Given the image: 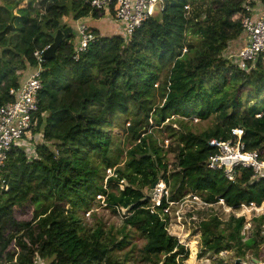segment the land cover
Masks as SVG:
<instances>
[{
  "label": "trees",
  "instance_id": "obj_1",
  "mask_svg": "<svg viewBox=\"0 0 264 264\" xmlns=\"http://www.w3.org/2000/svg\"><path fill=\"white\" fill-rule=\"evenodd\" d=\"M1 1L0 106L35 70L33 53L52 44V33L64 37L43 63L28 145L35 155L13 147L0 171V264H184L189 251L167 232L168 204L152 208L145 193L155 181L172 203L188 195L232 211L264 203V176L238 169L229 181L207 168L217 154L208 142L236 141L234 129L264 162V61L244 71L223 58L239 45L244 6L264 10V0H163L128 39L92 29L95 42L77 60V35L63 19L91 12L82 1L29 0L21 8L24 0ZM185 120L211 125L199 132ZM155 134H167L165 149ZM97 196L113 213L130 207L118 231L82 225L78 213ZM263 223L253 219L244 240V217L210 216L199 223L200 256L234 252L241 260L251 252L263 263ZM133 233L145 241L139 258L131 250L119 259Z\"/></svg>",
  "mask_w": 264,
  "mask_h": 264
},
{
  "label": "built area",
  "instance_id": "obj_2",
  "mask_svg": "<svg viewBox=\"0 0 264 264\" xmlns=\"http://www.w3.org/2000/svg\"><path fill=\"white\" fill-rule=\"evenodd\" d=\"M89 7L90 11H102L112 13L113 19L121 26L122 36L130 38L148 19L152 17V11L158 8L163 9V0H79ZM245 14L241 18L242 32L240 40L243 47L237 51V55L227 51L223 58L234 64L241 70L246 71L249 66L258 60L264 61V10L256 5L251 8L245 5ZM77 44L74 49V60L83 53L87 47L95 42V35L84 22L76 24ZM49 46L42 50H36L33 57L36 67L33 73L18 88L10 89L8 96L12 101H8L0 106V171L4 168L8 154L13 147H23L29 156L34 150L28 148L30 143V133L33 129V117L39 111L38 96L42 89L41 73L43 71L44 52ZM236 54V53H235ZM243 131L234 129L231 135L236 141L220 142L211 139L208 144L217 149V154L210 156L207 160V168L215 171H223L224 177L233 181L238 169H252L254 177L261 176L264 163L258 160L255 152H246L241 142ZM37 141V140H36ZM38 142V141H37ZM163 186V187H161ZM157 193V201L152 207H159L161 200L167 201L168 191L166 185L159 183L152 189ZM254 206V205H251ZM256 207V206H254ZM167 210H164L166 213ZM224 253H219L215 258L222 257ZM41 260H36L34 264H40ZM250 259L248 263L241 260L240 264H253ZM223 264H228L224 263Z\"/></svg>",
  "mask_w": 264,
  "mask_h": 264
},
{
  "label": "rangeland",
  "instance_id": "obj_3",
  "mask_svg": "<svg viewBox=\"0 0 264 264\" xmlns=\"http://www.w3.org/2000/svg\"><path fill=\"white\" fill-rule=\"evenodd\" d=\"M27 2H29V0H24V2L21 3L20 8L26 7L28 4ZM39 3L38 2L35 3L34 6L38 7ZM257 5L260 7L262 6L259 3ZM16 11L17 10L14 9L13 13H16ZM156 14L157 13H152V17L156 16ZM63 22L68 25L67 21L66 22L63 21ZM120 35H122V32H120ZM241 44H242L241 47L239 45H234L233 47L232 45V47L230 48L231 51L229 49L230 53L234 54V56L237 55V51L243 47V43ZM185 123H187V125H191L193 129H195V131H199V132H201L202 130L206 129L211 125L209 121L198 122L197 120H192V121L185 120ZM113 133L116 134L118 133V131L114 130ZM155 135L159 140L158 145L163 147V149H165V147L168 145V142L170 141L167 137V134H163V135L155 134ZM41 142L42 141L40 140L37 143H41ZM29 158H31V155L29 156ZM166 159L169 165V169L172 170L174 168L173 157L171 155H167ZM262 170L264 171V167L262 168ZM114 171H115L114 169L106 170L107 177L112 176ZM105 182H106V178L104 179L103 182L104 185H106ZM159 183L162 185L161 181H157L156 185H158ZM118 189L122 190L123 186L119 185ZM111 190L113 191L114 189L111 188ZM145 193L147 196L150 197L151 205H155L157 201V193L154 190L152 191V188H151V192L145 191ZM104 200H105L104 197L97 196L95 200L91 202L90 210L88 211L81 210L78 213V217L86 230L93 229L97 226H102L105 231L112 229L113 232H116L122 226L123 216L127 211L119 210L118 212L113 213L106 206ZM166 210L167 212L165 214L168 216L167 225H166L167 232L172 237H175L178 243L180 245H183L189 251L188 258L183 262L184 264H218L220 260H222L224 263L235 264L236 259H238L234 257L233 254L234 252H222L224 253V255L218 258H215L214 255L211 254L200 256L201 231L199 229V223L201 221L208 220L210 216H216L220 221H225L228 219V217L231 214H234L235 217H244L245 233L243 232V235L245 236L244 240H246L247 236L250 233V229L253 225V219L264 217V203L259 207L248 206V207H242L237 211H232L231 209L226 208L221 202L208 205L203 203L200 200V198L194 197L192 195L185 196L179 202L169 203L168 208ZM261 228H262L261 235L262 237H264V223ZM117 239L120 238L118 237ZM128 240L129 243L127 244V246H125L122 251L117 252V254L115 252V255L120 259L126 252L132 250L133 259H138L140 255L139 251L145 243L144 239H142V237L138 233H133L131 235V238ZM250 259H251V252L247 253L245 257L241 260H243V262L248 263ZM40 264H49V261H43ZM127 264H134V263H132V260H129ZM258 264H264V262Z\"/></svg>",
  "mask_w": 264,
  "mask_h": 264
},
{
  "label": "crops",
  "instance_id": "obj_4",
  "mask_svg": "<svg viewBox=\"0 0 264 264\" xmlns=\"http://www.w3.org/2000/svg\"><path fill=\"white\" fill-rule=\"evenodd\" d=\"M1 3L2 1L0 0V5ZM152 13H159V10L154 9ZM63 21L65 22L67 21V23L70 24V27L74 30L75 35H76L75 28L78 22L86 23L90 28V30L96 29L102 36H111L114 34H120L121 32V26L114 21L112 13H103V16L101 18H94L92 16V12H88L85 16L80 17L75 21L72 19L71 16L64 18ZM241 43H242L241 40H239L240 47L242 45ZM231 47L232 46H230V48Z\"/></svg>",
  "mask_w": 264,
  "mask_h": 264
},
{
  "label": "water",
  "instance_id": "obj_5",
  "mask_svg": "<svg viewBox=\"0 0 264 264\" xmlns=\"http://www.w3.org/2000/svg\"><path fill=\"white\" fill-rule=\"evenodd\" d=\"M50 37L53 39V42L48 47V49L44 52V56L43 57H44V60H46V61L53 60L56 57V51L59 49L61 41H62V38L64 37V35H63V33L60 30H58L55 33H52L50 35ZM149 156H152V154L149 153ZM260 175L264 176V171L263 170H261ZM156 184H157V181H155L152 184L151 188L153 189ZM129 209H130V207L127 208L125 211H128ZM244 231H245V229H244ZM253 261L258 264V261H256V260H253ZM235 264H240V259H237Z\"/></svg>",
  "mask_w": 264,
  "mask_h": 264
},
{
  "label": "clouds",
  "instance_id": "obj_6",
  "mask_svg": "<svg viewBox=\"0 0 264 264\" xmlns=\"http://www.w3.org/2000/svg\"><path fill=\"white\" fill-rule=\"evenodd\" d=\"M252 259V258H251ZM40 260V259H39ZM237 260V259H236ZM252 260H254V259H252ZM43 262V261H42ZM254 262V261H253ZM235 263H236V261H235ZM255 263V262H254ZM256 264V263H255Z\"/></svg>",
  "mask_w": 264,
  "mask_h": 264
}]
</instances>
